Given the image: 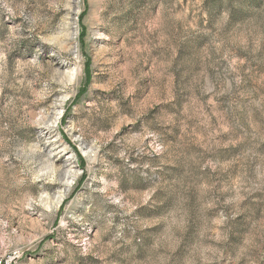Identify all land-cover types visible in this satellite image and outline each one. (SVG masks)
<instances>
[{
  "label": "rangeland",
  "instance_id": "obj_1",
  "mask_svg": "<svg viewBox=\"0 0 264 264\" xmlns=\"http://www.w3.org/2000/svg\"><path fill=\"white\" fill-rule=\"evenodd\" d=\"M264 264V0H0V260Z\"/></svg>",
  "mask_w": 264,
  "mask_h": 264
},
{
  "label": "built area",
  "instance_id": "obj_2",
  "mask_svg": "<svg viewBox=\"0 0 264 264\" xmlns=\"http://www.w3.org/2000/svg\"><path fill=\"white\" fill-rule=\"evenodd\" d=\"M19 256L16 255V253L12 254L11 256L8 257V259L2 261L0 260V264H14V261L18 258Z\"/></svg>",
  "mask_w": 264,
  "mask_h": 264
}]
</instances>
